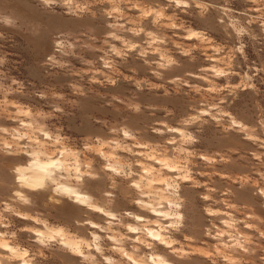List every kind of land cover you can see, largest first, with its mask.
I'll return each instance as SVG.
<instances>
[{"label":"rangeland","instance_id":"obj_1","mask_svg":"<svg viewBox=\"0 0 264 264\" xmlns=\"http://www.w3.org/2000/svg\"><path fill=\"white\" fill-rule=\"evenodd\" d=\"M140 262L264 264V0H0V264Z\"/></svg>","mask_w":264,"mask_h":264},{"label":"bare ground","instance_id":"obj_2","mask_svg":"<svg viewBox=\"0 0 264 264\" xmlns=\"http://www.w3.org/2000/svg\"><path fill=\"white\" fill-rule=\"evenodd\" d=\"M177 131V130H176ZM30 152L26 153L24 152L25 155H29ZM34 155V154H33ZM158 158V157H157ZM53 161V160H52ZM49 161H41L40 159H38L37 157H32V160L30 159V161L24 165H17L15 166V171L16 173H18V179L22 182H26L27 186H33L34 184H36L37 182H39L40 180L47 178L48 175V170L47 168H45L48 165H53L56 162H52ZM159 160H156V162H158ZM160 162V161H159ZM161 164H163V168L167 169L169 171H173L174 168H170V166L167 164V162H162ZM58 165V164H57ZM56 166V165H55ZM54 167V166H53ZM59 167V165L57 166ZM176 167V166H175ZM34 175H33V174ZM39 175V176H38ZM50 175V174H49ZM162 179V178H161ZM22 182V183H23ZM167 183V182H166ZM64 192L68 195H70L72 197V200L75 202H80L82 204H84L85 199L83 198V196L77 192L72 190L71 188H67V186L65 187ZM158 203V202H157ZM163 206V205H162ZM93 209V208H92ZM161 209V208H160ZM159 208H157L155 206V208L152 206V209H148V213L149 214H156V212L160 211ZM95 211H99L97 208L94 209ZM165 210V209H164ZM107 214V213H106ZM137 220V219H136ZM142 220V219H141ZM130 228V227H129ZM136 228V227H135ZM130 233H136V229H132L129 231ZM150 235L149 237H153L154 234L151 232V229H149ZM159 233V232H158ZM159 236V234H156V237L154 239H157ZM161 243V242H160ZM172 251V250H171ZM149 259V258H148ZM151 260V259H150ZM153 261V260H152ZM156 261V260H155ZM149 263V262H148ZM138 264H144V263H138ZM153 264V263H152Z\"/></svg>","mask_w":264,"mask_h":264}]
</instances>
